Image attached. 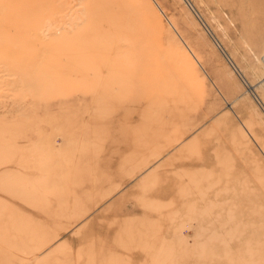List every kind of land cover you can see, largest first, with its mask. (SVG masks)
I'll list each match as a JSON object with an SVG mask.
<instances>
[{"label": "rangeland", "instance_id": "obj_1", "mask_svg": "<svg viewBox=\"0 0 264 264\" xmlns=\"http://www.w3.org/2000/svg\"><path fill=\"white\" fill-rule=\"evenodd\" d=\"M264 0H0V264H264Z\"/></svg>", "mask_w": 264, "mask_h": 264}, {"label": "bare ground", "instance_id": "obj_2", "mask_svg": "<svg viewBox=\"0 0 264 264\" xmlns=\"http://www.w3.org/2000/svg\"><path fill=\"white\" fill-rule=\"evenodd\" d=\"M263 56H264V54H263V55L260 57V59H259V60H260L261 64H262V65H263V67H264V62H263V59H262V58H263Z\"/></svg>", "mask_w": 264, "mask_h": 264}, {"label": "built area", "instance_id": "obj_3", "mask_svg": "<svg viewBox=\"0 0 264 264\" xmlns=\"http://www.w3.org/2000/svg\"><path fill=\"white\" fill-rule=\"evenodd\" d=\"M262 59H263V62H264V56H263V58H262Z\"/></svg>", "mask_w": 264, "mask_h": 264}]
</instances>
